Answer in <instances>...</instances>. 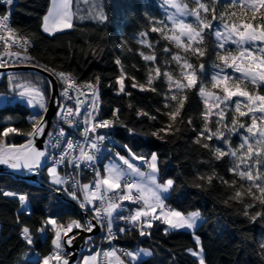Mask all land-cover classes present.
<instances>
[{
  "label": "trees",
  "instance_id": "1",
  "mask_svg": "<svg viewBox=\"0 0 264 264\" xmlns=\"http://www.w3.org/2000/svg\"><path fill=\"white\" fill-rule=\"evenodd\" d=\"M182 2L189 9L196 7L193 0ZM202 2L210 11L206 14L201 11V15L206 22L212 24V28L205 29L204 41L200 45L205 51L204 56L177 48L161 32L151 31L153 26H159L154 25L153 21H163L168 25V29L164 30L166 34L174 35L170 30L171 22L167 19L171 7L165 0H99L107 17L104 21L93 18L96 0H89L87 3L85 0H72L73 26L53 35H47L42 28L43 17L51 7L50 0H13L11 5L0 0V15L10 12L14 32L30 41L29 56L37 65L48 71L55 69L56 72H73L81 79L80 82L94 83L100 89L101 118L115 122L109 133L113 142L108 144L107 157L130 154L150 161L151 154L155 153L158 157V179L174 181L171 192L164 199L166 206L185 214L191 211L201 213L203 222L192 232L166 231L164 223L158 220L153 222L151 228L144 227L146 234L143 236L140 235V227L136 225L117 227L114 232L115 246L126 262L128 256L125 254L130 249L144 248L151 252V255L137 263L127 264H198V259L189 252L198 249L195 237L200 239L205 264H264V204L260 202L264 200V195L255 188L249 194V182L230 171L238 161L230 155L229 148L236 150L241 159H248L246 149H239L241 133L245 130L239 129L231 134L228 144L215 136L212 140H207V131L197 142L198 133L204 130L203 114L206 110L208 130L216 132L219 129L224 132L225 137L229 135L225 126L231 127L233 118L237 120V127L239 123H251V113L246 116L234 113L235 101H245L246 98L232 97L227 102L229 107L221 104L218 109H213L212 103H204L200 88L203 85L205 91L212 93L214 97L223 96V83L220 88H213L211 77L218 72L221 75L227 73L233 78L241 77L231 67L223 68V72L216 67L223 63L217 59V53L228 54L218 47L219 41L213 34L215 29L222 26L223 22L219 19L221 13L235 12L236 16L229 22L238 26L244 23L256 26L264 23V9L253 14L250 9L231 6L234 0ZM213 7L214 13L211 11ZM213 15L217 16L216 20H212ZM186 22L193 23V26L197 23L191 16L186 18ZM141 32L146 35L141 37ZM259 47H264V43L259 44ZM165 48L168 49L167 52L164 51ZM226 48L231 50V55L239 54L235 44L229 43ZM141 53L155 55L156 59L145 61ZM175 54L182 57L180 63L172 59ZM117 59L121 62L119 65L115 63ZM183 59H187L196 70V84L185 87L182 91L176 89L174 84L169 89L165 73H169L173 81L187 83L181 76L180 64ZM201 64L204 66L203 71L199 68ZM155 68L160 69L159 76L156 75ZM122 73L123 92L119 90L120 85L117 83ZM149 75L153 77L150 85L147 83ZM134 83L136 87H132ZM226 83L232 90H236L232 80ZM7 84L6 75L0 80V94L8 91ZM140 85H144L145 90H141ZM153 88L155 91L151 90ZM40 90L48 101L51 92L46 80L41 82ZM240 90L253 95H264V85L254 87L242 79ZM172 94L177 95L176 101L166 99V95L170 97ZM180 100H183V107L175 120H172L167 113L173 111ZM220 109L224 110L223 122L217 124L220 117L216 113ZM114 110H118V115H113ZM241 110L247 111L243 103ZM29 115L30 110L22 103H9L0 107V149L24 143L25 137L32 131ZM257 123H261L258 117ZM6 127L17 131L5 136L3 129ZM161 129L166 130L161 131L159 137L153 135ZM205 143L209 144L208 148L203 147ZM216 147L226 153L219 159L214 155ZM257 150V146L253 147L254 152ZM261 159L264 160V152L261 153ZM248 162L252 163L251 160ZM240 167L243 169L242 163ZM260 170L264 172V165ZM41 173L42 183L60 190L57 186L50 185L43 171ZM208 177L212 178L211 182ZM89 179L88 174L81 183L90 184ZM3 190H15L25 195L27 207L22 208L18 198L0 194V264H39L45 257L53 256L55 229L45 224L50 217L56 220L57 225L66 226L71 221L86 224L74 206L63 202L57 195L42 189L35 182L0 174V193ZM237 191L241 196L233 199ZM76 195L79 197L78 193ZM68 199L75 202L78 200H73L69 195ZM245 211L248 215H245ZM257 212L261 215L255 220L250 219ZM25 226L30 229L33 240L31 245L26 243L22 235V228ZM41 227L45 228L43 233L38 231ZM120 228L125 231L120 232ZM90 243H94L93 250L97 252L108 247L102 238ZM89 246L90 244L86 254ZM66 257L67 254L64 258Z\"/></svg>",
  "mask_w": 264,
  "mask_h": 264
},
{
  "label": "snow or ice",
  "instance_id": "2",
  "mask_svg": "<svg viewBox=\"0 0 264 264\" xmlns=\"http://www.w3.org/2000/svg\"><path fill=\"white\" fill-rule=\"evenodd\" d=\"M7 5H11L13 0H4ZM54 2L53 10H50L47 15L43 17L42 28L46 33L54 34L56 31H60L64 28H71L72 22L71 17L72 13L70 11L71 0H60L58 4ZM85 2H89V0H85ZM196 7L189 9L187 4L183 3L182 0H165V3L175 8L176 11L167 17L168 21L171 22V31L174 35L168 36L164 30L168 29V25L163 21H153L154 25L151 28L152 32H161L164 35L165 39H168L175 43L177 48H182L186 52H191L192 54H199V56H204L205 51L202 50L201 46L204 41V31L205 29L212 28L211 22H206L205 17L201 15V11L203 13H208L210 11L209 7L202 2V0H193ZM231 6H239L241 9H250L253 14L264 9V0H234V4ZM214 13V7L211 9ZM194 17L196 20V26H193V23L186 22V17ZM236 13H221L219 19L223 22L221 28H217L214 30L213 34L218 39L219 44L218 47L220 49H224L228 54L221 55L217 53V59L222 61V65H216L217 68L221 69L223 72V68L231 67L235 72L240 73L241 77L233 78L229 74L224 73L221 75L220 72L214 74L211 77L212 87L220 88L222 83V91L224 93L223 96L214 97L215 106L219 108L220 104H224L225 107H229V102L232 97H243L246 98L245 101L236 100L234 104V113L239 114V116H246L251 113L250 120L251 123L249 125H245L244 123H239L237 127V120L233 118L232 126H225L227 132L229 133L228 137H225L224 132H220L217 129L216 132H211L208 130L207 119H208V111L206 110L203 114V119L205 120L204 130L198 133L197 142H199V137L204 136L207 131L209 134L207 135V140H212L215 136L217 139L223 140L225 144L229 143L231 138V134L235 133L239 129H244L245 132L241 133V143L239 144V149H246L247 160L241 159V157L237 156V151L229 148L230 155L235 157L238 161L236 166L230 171L235 172L241 179L249 182V194H252V188H255L259 193L264 195V172H262L261 166L264 165V160L261 159V153L264 152V126L257 127V113H260L259 119L264 121V95H253L248 91L240 90V80L247 81V83L251 84L254 87H258L260 85H264V47L259 48L260 55H255V49L252 48L253 45L258 43H264V23L257 24L253 26L252 23H244L242 26H238L236 23H230L232 17H235ZM94 19L99 21L106 20V16L103 11V6L99 3V0H96L94 4ZM9 15L4 14L0 15V41H2L6 46L10 44H17L23 51V53H27L28 47L30 46V41L27 38L20 39H11L12 29L9 27ZM217 16L213 15L212 20H216ZM4 32L9 33L8 37L3 35ZM146 33L141 32L140 36L144 37ZM144 41L142 40L141 43ZM232 43L238 46V55H231V50L226 48V45ZM196 46L193 47L192 45ZM165 52L168 51L167 48L164 49ZM4 55L9 57V60L12 56H15L17 60L21 58L27 60L30 59L29 56L23 55L21 52H5ZM143 59L145 61H155V55H143ZM172 59L177 63H180L182 57L178 54L172 56ZM231 61V63L229 62ZM240 61V63H238ZM9 61H3L0 58V68H4ZM116 64H120V60L117 59L115 61ZM181 67V76L186 80L185 83H181L180 80L173 81L172 77L169 73H165L164 75L167 77V81L169 84V89L175 85L176 89L183 90L185 87H193L196 84L197 75L196 70L193 68L191 63H188L187 59H183V63L180 64ZM200 70L203 71V64L199 66ZM185 69H192V71H185ZM48 71L47 68H45ZM54 75L58 77V79L67 85L62 95L71 99L69 96V89H76L77 93L82 91L81 87L76 84L75 78L71 76V74H66L64 72H56L55 69L51 70ZM151 71V70H150ZM154 71L156 75H160V69L155 68ZM11 79V78H10ZM153 77L151 75L148 76L147 83L150 85L152 83ZM232 80L236 86V90H232L226 83L227 81ZM124 74L122 73L120 77L117 79V83L120 85L119 90L121 92L124 91ZM137 85L134 83L132 87H136ZM86 87L93 94V100L90 105L91 111L88 112V115L84 118V123L88 125L84 129L85 135L88 133H94L98 128H109L114 126L115 122L113 120L101 119L99 121L95 120L96 114H98V91L97 88L92 84H87ZM141 90L144 89V85H140ZM155 91V89H151ZM200 95L204 97V103L207 105L208 97H211L213 94L205 91V87L202 85L200 88ZM19 96L22 99H26L27 104L30 107L38 108L41 111L36 112L30 117L32 122V131L27 135L30 137L28 144L29 147L24 151H4L0 149V164L8 165L12 169L21 170L27 169L29 172H39L42 165L46 160V152L45 150L37 149L33 146V141L35 138L44 135V129L47 126V121L45 120V114L47 111L46 107V96L39 89H28L26 88L24 91L19 93ZM166 99H170L172 101L177 100V95L172 94L170 97L166 95ZM77 106L75 110L73 107L67 105H61L59 109V113L63 120H66L67 123L73 125L72 120H68L69 116L75 117L80 115V105L84 103L83 100H80L78 97L76 99ZM244 104V107L247 111L241 110V105ZM183 107V100L178 101V106L174 108L173 111L167 113L172 120H175L176 116L179 113V110ZM147 115L146 113H142ZM113 115H118V110H114ZM216 115L220 117L217 120V124H221L223 122L224 110L220 109ZM155 119V117H152ZM189 123L191 121L189 120ZM74 126V125H73ZM166 129L158 130L154 132L153 135L159 137V133L161 131H165ZM17 131L15 128H4L3 135L7 136L9 132ZM66 133L63 128L59 129L58 134L53 140V147L59 146L61 143L60 137L65 136ZM105 140V136L97 135L95 139L90 142V148L96 151H99L98 142H102ZM251 141V142H250ZM253 144L258 146L256 152L253 151ZM15 148V146H11ZM23 147V146H22ZM76 147L73 142H67V149L73 150ZM204 148H208L209 144H203ZM79 161L88 162L89 164L93 163L97 156L96 154L90 153L85 147H80ZM68 151H63L62 154L57 158L53 157L55 163L63 164L66 161V157L68 156ZM226 153L221 150L220 147H216L214 149V155L219 159L224 156ZM119 155V154H117ZM120 160L123 161V164L126 165L125 168H120L117 165H109L105 169L106 175L101 177L100 173H97V179L95 185L84 184L81 189L84 191L85 195L83 197V201L80 203L81 208H85L88 204H92L93 200H100L102 202V207H93V211L95 215L93 216V220L98 222L101 227H106L108 232L109 240L115 238L114 233L112 231L113 227V217L114 214H117L116 218L120 220H124L128 223L136 225L140 227V235H145L146 225L148 228H151V220L153 218L160 219V216H164L163 223L166 224L169 228L178 230V229H189L193 230L197 227L198 222L202 221V216L199 211H191L187 214L169 209L167 212H164V197L162 193L168 192L173 188L174 181L172 179H167L164 183H159L157 181V160L158 157L155 153H152L150 156V161L144 157H136L134 156L132 159L125 158L124 156L119 157ZM133 160H143L145 164H147L150 172L145 174L140 170V168L133 163ZM251 160L252 163L248 161ZM72 163H76L75 159L71 161ZM243 164V169H241L240 164ZM78 167L79 164H76ZM48 172L52 177L53 183L56 185L65 184L66 181L59 176L57 167L53 166L48 168ZM255 172V175H254ZM134 174L136 176H145L148 177V183L141 184L136 182H125L123 189L121 188V181L123 178L129 174ZM203 179V177H202ZM211 177H208V181L211 182ZM225 183H227L225 181ZM199 186V185H198ZM92 189L91 191H89ZM135 190L136 195H133ZM107 193H113L115 199L112 196H108ZM4 196H17V198L23 203L26 200L25 195H19L13 192H2L0 193ZM67 194L72 197L73 200H77L78 197L74 191H68ZM241 193L237 191L232 197L233 199H239ZM255 199H260L259 197H254ZM118 201H132L135 203H142L143 207L137 209L134 213L129 216L119 215L117 210L121 207V204ZM264 204V200L260 201ZM251 205H249L250 207ZM161 209V213L159 215H155L156 209ZM245 215H248L247 211H245ZM261 213L257 212L255 216H251L250 219L255 220L259 217ZM142 218H144L142 220ZM106 222V223H105ZM46 225L53 226L55 229V239H53L52 243L57 250L53 256L45 257L42 261V264H50V261L55 259L57 264H69V260L64 258V248L66 246H71L73 242L77 239L79 233L69 236V233L73 232V228L79 229L80 231L91 233L97 226L96 223L89 221L86 224H81L79 221H71L66 226L65 225H57V222L54 218H49L46 222ZM41 233L45 231L44 227L38 229ZM120 232H124V228L119 229ZM167 231V229H166ZM63 233V236H62ZM22 235L27 244L31 245L33 243L32 237L30 235V229L28 227L22 228ZM195 243L198 246V251L189 250L192 256L198 257V264H205L203 258V248L200 243L199 237H195ZM146 255H151V252L148 250H143ZM100 253H97L91 257H85L83 259V264H90V262H95L97 256ZM105 256H114L115 252H107L104 253ZM125 255L132 257L133 260L138 259L139 253L128 252ZM118 264H125L123 260L119 257H116Z\"/></svg>",
  "mask_w": 264,
  "mask_h": 264
},
{
  "label": "built area",
  "instance_id": "3",
  "mask_svg": "<svg viewBox=\"0 0 264 264\" xmlns=\"http://www.w3.org/2000/svg\"><path fill=\"white\" fill-rule=\"evenodd\" d=\"M5 14H8L9 17H10V12H7ZM12 18L10 17L9 19V27L12 29V36H11V39H20L21 37L17 34V32L15 33L14 29L12 28ZM3 35L5 37H8L9 36V33L7 32H4ZM21 52L22 53V56L23 55H27L29 56V49L27 50V53H23L22 49L17 45V44H10V45H5L2 41H0V58H2L3 61H9V63L4 67V68H10V67H36V68H40V69H43L45 70L43 67H41V65H37L34 60L30 57V59H23L21 58L20 60H17L15 56H12L11 59L9 60V57L4 55L5 52ZM46 71V70H45ZM47 73L51 74L53 79H55L57 82V86H58V90H60V95H61V105H67V106H70V107H73V109L75 110L76 106H77V103H76V99L77 97L80 99V100H83L84 103L82 105H80V115L79 116H75V117H72V116H69L68 117V120H72L73 121V125H70L69 123H67L66 120H63L61 118V115L60 113H58V116L56 118V120L54 121V124L52 126V129L49 130V136L48 138L46 139V142L47 143L45 145V147L47 148V150L49 149V147H51L53 145V140L54 138L56 137V135L58 134V131L59 129L63 128L66 135L63 136V137H60V141L61 143L59 144L58 147H51L52 149H54V156L55 157H59L63 151H68V156L66 157V161L65 163L63 164H59V163H55L54 162V159L52 157H50L49 155L47 156L46 154V160H45V165L47 164H54L56 165V167L62 169V168H65V166L69 167L70 169H76L78 173L82 174V178L89 174V177H90V180L92 183H94L95 185V182H96V179H97V173H100V176L103 175V172L100 170V167H102L103 164H105V160L107 158V153L108 151L107 150V147L108 145L107 144H110L111 142H113L111 136H110V132L112 131V129L114 128V126L112 127H109V128H98L96 130V132L94 133H88L87 135H85L84 133V129L86 127H88V125H86L84 123V118L88 115V112L91 111V103H92V100H93V94L91 91H89L86 87H84L85 85L87 84H91V83H87V82H80L79 79H75L76 81V84L78 86L81 87L82 91L80 93H77L76 89H69V96L72 97L71 99H69L68 97H65L62 95L63 91L65 90V88L67 87V85H65L64 83H62L58 77L56 75H54L52 73V71H47ZM66 74H70V73H66ZM72 76V74H71ZM94 87H96L94 85V83L92 84ZM97 88V91H98V114H96L95 116V120L99 121L103 118H101V113L100 111L102 110L101 109V101H102V98H100V92H99V88ZM59 108V107H58ZM60 109V108H59ZM107 120V119H106ZM97 135H103L105 136V140L102 141V142H98L99 144V151H96V150H93L90 148V142L95 139V137ZM68 141H71L74 143V145H76V147L73 149V150H68L67 149V142ZM83 146L85 147L87 150H89L90 153H95L96 156H97V159L89 164L88 162H81L79 161L78 157H79V154H80V147ZM75 159L76 163H72L71 161H73ZM76 164H79V166L77 167ZM36 173V172H35ZM64 177H65V174H64ZM63 177V178H64ZM65 179V178H64ZM66 179L68 182H70V178L69 176H66ZM126 182H136V183H139V181L134 178V177H131V176H127L126 178ZM73 184V187L75 186L76 187V181H73L72 182ZM125 183L121 184V188L123 189V186H124ZM108 196H112L113 199H115V196L113 193H107ZM133 195L135 196L136 193L133 192ZM120 204H121V207L117 210V213L119 215H123V216H129L130 214L134 213L137 209H139V207L141 206L142 203H135V202H132V201H118ZM95 205V207H102V202L100 200H97L93 203ZM143 205V204H142ZM164 205L166 206L165 202H164ZM167 207V206H166ZM165 207V208H166ZM141 208V207H140ZM168 209H170L169 207H167ZM87 209H90V211L92 210L90 205H88ZM117 214H114V217H113V227H112V231L113 233L115 232V229L117 227H120L121 225H132L131 223H128L124 220H120L118 218H116ZM90 219V218H89ZM106 223V222H105ZM100 226V224H99ZM100 234L101 236L103 237L102 240L103 241H106V240H109L108 238V232H107V228L106 227H101L100 226ZM115 237V235H114ZM108 246L106 249H103L101 248V250H99V253H100V257L101 259L99 260L100 261V264H109V259L110 257L108 256H105L104 253H107L109 252L112 248H117L115 246V242H114V238L109 240V243H107Z\"/></svg>",
  "mask_w": 264,
  "mask_h": 264
},
{
  "label": "rangeland",
  "instance_id": "4",
  "mask_svg": "<svg viewBox=\"0 0 264 264\" xmlns=\"http://www.w3.org/2000/svg\"><path fill=\"white\" fill-rule=\"evenodd\" d=\"M171 7V6H170ZM50 11V9L48 10V12ZM176 11V9L175 8H170V12H168V16L169 15H171V14H173L174 12ZM48 12H47V14H48ZM71 13H72V11H71ZM187 18V17H186ZM186 18H184V19H186ZM259 44H261V43H258V44H256V45H253L252 46V48L253 49H255V51H254V54L255 55H260V53H259ZM238 63H240V61H238ZM0 69H2V68H0ZM72 74V77H74L75 79H80V78H78V77H76V75L75 74H73V72L71 73ZM1 75L2 74H0V80H1V78H3V77H1ZM41 76V75H40ZM39 75H37V74H31V72H29V73H20V72H18V73H13V74H8L7 75V82H8V84H7V88H8V91L7 92H4L3 94H0V107H3V106H5V105H8L9 103H11V104H16V103H22V105H25L29 110H30V112H31V115H29V117H28V120L31 122V120H30V117L33 115V114H35L36 112H39V111H41L40 109H38V108H33V107H30L28 104H27V101H26V99H22L20 96H19V93L21 92V91H24L26 88H28V89H35V88H39L40 89V84H41V82H43L45 79L44 78H42V77H40ZM11 78V79H10ZM81 80V79H80ZM47 81V80H46ZM47 85H48V83H47ZM49 86V85H48ZM58 94H59V100H60V98H61V95H60V90H59V92H58ZM49 99L50 98H48V101H47V99H46V107H47V104L50 102L49 101ZM205 99V98H204ZM60 103H61V100H60ZM208 103H212L213 105H212V107H213V109H215V108H217L216 106H215V101H214V96H211V97H208ZM221 105V104H220ZM59 108H60V104H59ZM59 108H58V112H59ZM218 109V108H217ZM257 115V117L259 118V116H260V113H257L256 114ZM56 116V115H55ZM53 119H54V117H53ZM53 119H52V125L50 126V128H49V130H51L52 129V126H53V124H54V121H53ZM260 122L262 123H257V127H261V126H264V121H261L260 120ZM48 133H49V131H48ZM48 136L49 135H47L46 136V139L48 138ZM251 142V141H250ZM47 144V143H46ZM108 145V144H107ZM256 145L255 144H253V147H255ZM52 147V146H51ZM51 147H49V149L47 150V148L44 146V150H45V152H46V154H47V156L49 155L50 157H52V156H54V149H52ZM58 147V146H57ZM258 147V146H257ZM120 155H115L114 157H107V159L105 160V164H103L102 165V167H100V170L103 172V170H104V172H105V169L107 168V166H109V165H117V166H119L120 168H125L126 169V165H124L123 164V161L122 160H120ZM125 158H128V159H132L134 156H132V155H128V156H124ZM133 163H135L139 168H140V170L142 171V172H144L145 174H147V173H149L150 172V169L148 168V166H147V164H145L142 160H133L132 161ZM158 162V161H157ZM53 166H55L56 167V165H54V164H47L46 166H44V169L43 170H40V178H41V172L43 171V174L44 175H46V178H47V180H48V183L50 184V185H53L54 187H56L57 186V188H60V190H57L58 192H60V193H62L64 196H68L67 195V192L68 191H74L76 194L78 193L79 194V197H78V200H77V202H75V201H72V202H74L76 205H79L80 206V203L83 201V197H84V195H85V193H84V191L81 189V187L80 186H82L83 184L81 183L82 182V179L84 178V179H86L87 178V175H85L83 178L81 177L82 176V174H80V173H78L77 172V170L76 169H70L69 167H67V166H65V168H62V169H60V168H58L57 167V171H58V174H59V176L60 177H64L63 175L65 174V181H66V183L65 184H62V185H56V184H54L53 183V180H52V177H51V175L49 174V172H48V168H50V167H53ZM104 172H103V175H101V177H103V176H105L106 175V172H105V174H104ZM159 172V171H158ZM35 172H28V173H26L25 175H30V174H34ZM66 176H69V178H70V182H68L67 181V179H66ZM127 176H131V177H134V178H136L138 181H139V183H141V184H146V183H148V177H147V175H145V176H143V177H141V176H136V175H134V174H129V175H127ZM127 176H125L124 178H123V180L121 181V184H123V183H125L126 182V177ZM90 180V179H89ZM73 181H76L77 183V185H76V187L74 186L73 187ZM157 181L159 182V183H164L165 181H160L159 179H158V173H157ZM88 184V183H87ZM93 185L94 186V183H90L89 185ZM122 186V185H121ZM56 190V189H55ZM92 189H90L89 191H91ZM3 192H13V193H17V194H19V195H23V194H21V193H19V192H16L15 190H3ZM134 192H135V190H134ZM171 192V190H169L168 192H165V193H162V196L164 197V199L165 198H167L168 197V195H169V193ZM7 197H12V198H17V196H7ZM27 199V198H26ZM95 201H97V200H93V203L95 202ZM21 202V201H20ZM88 204V205H90V207H91V209H93V207H95V205L94 204ZM21 205H22V208H25V207H27V202H26V200L22 203L21 202ZM88 205L85 207V208H81L80 207V209L83 211V212H85L88 216L90 215V219L89 220H85V223H88L89 221H94L93 220V216L95 215V212L93 211V210H91L90 211V209H87V207H88ZM141 208L143 207V205L141 204V206H140ZM139 207V208H140ZM166 207V206H165ZM159 209V208H158ZM169 209L166 207V208H164V212H167ZM174 210V209H173ZM161 213V209H159V214ZM156 214V213H155ZM159 221H162L163 222V220H164V216L163 215H161L160 216V219H158ZM96 222V221H95ZM154 220L153 221H151V224L153 225L154 223ZM203 221H201V222H198V223H202ZM96 224H97V226H99V223L98 222H96ZM165 225V228L167 229V231H169V230H171V231H173L174 229H171V228H169L166 224H164ZM198 225V224H197ZM100 227V226H99ZM198 227V226H197ZM100 229V228H99ZM76 230V228H73V231H75ZM178 230H180V231H185L184 229H178ZM100 234V233H99ZM62 236H63V233H62ZM101 238H103L102 236H101V234H100V238L99 239H101ZM54 239H55V235H54ZM107 243H109V240H106V241H104V244L105 245H107ZM201 243V242H200ZM52 246H53V249H54V251L52 252L53 253V255H54V253L57 251L56 249H55V246L53 245V243H52ZM94 249V243H90V246H89V250H88V253L87 254H84L82 257H81V259H80V261H77V262H75L74 264H83V259L85 258V257H91V256H94V255H96L97 253H99V251L97 252L96 250H93ZM143 250H145L144 248L143 249H140V248H133V249H130V250H128V252H132V253H139V257H138V259H136V260H133L132 259V257H129L128 256V258H127V262H131V263H137L138 261H140V260H142V259H144V258H141V256H140V254L142 255V256H144V252H143ZM63 251H65V248H64V250ZM112 251H114L115 252V257L114 256H108V257H110V259H109V264H118V261L116 260V257H119L121 260H123L124 262H125V264H127V262L124 260V257L119 253V251H118V249L117 248H112L109 252H112ZM197 251H198V249H197ZM127 252V253H128ZM203 254V253H202ZM101 259V257H100V255L99 256H97V259H96V261L95 262H90V264H100V260ZM196 259H199L198 257H196ZM42 261H43V259L41 260V262H39V264H42ZM50 264H57V262L55 261V259H53L52 261H50Z\"/></svg>",
  "mask_w": 264,
  "mask_h": 264
},
{
  "label": "water",
  "instance_id": "5",
  "mask_svg": "<svg viewBox=\"0 0 264 264\" xmlns=\"http://www.w3.org/2000/svg\"><path fill=\"white\" fill-rule=\"evenodd\" d=\"M29 73L31 72L32 74H37V75H41L42 78H44L45 80H47V83L49 85V90H50V96H49V103L47 104V111L45 114V120L47 121V126L44 129V135L40 136L38 138H35L33 141V146L37 149H41L44 150V146L46 145V136L49 134V128L52 125V119L53 117H55V115L58 113V107H59V90H58V86H57V81L55 79H53L52 75L47 73V71L40 69V68H36V67H8V68H2L0 69V74L1 77L6 76L8 74H13V73ZM30 137L27 136L25 137V141L24 143L22 142L21 145H14L15 148H12L11 146H13L11 144V146H5V147H1V149L3 150H13V151H24L25 149H27L29 147L28 141H29ZM23 146V147H22ZM45 162L42 165L40 170L44 169ZM29 171L27 169H21V170H15L12 169L11 167H9L8 165H4V164H0V174L2 175H8L11 177H15L16 179H20V180H25L27 182H31L34 183L40 187H42V189H47V191L53 193L55 196L57 195L63 202L70 204L71 206H74L75 209L79 212V215L82 216V219L84 220H89L90 215L88 216L85 212H83L80 209L79 205H76L74 202H72L71 200L68 199V196H64L62 193L58 192L57 189H53L50 186H47L46 183H42L40 181V171L34 174H30V175H25L26 173H28ZM92 221V220H91ZM93 223H96L95 221H92ZM100 227L96 226V228L91 232V233H87V232H83L78 230L73 231L72 233H69L68 235H74L76 233H79V235L77 236V239L73 242V244L71 246H66L65 247V254H67L66 259L69 260V264H74L75 262H77L80 259V256H83L84 254H86V250L88 249V245L90 244V241L94 240V239H99V233H100Z\"/></svg>",
  "mask_w": 264,
  "mask_h": 264
},
{
  "label": "crops",
  "instance_id": "6",
  "mask_svg": "<svg viewBox=\"0 0 264 264\" xmlns=\"http://www.w3.org/2000/svg\"><path fill=\"white\" fill-rule=\"evenodd\" d=\"M60 2V0H55V3L56 4H58ZM50 5H51V7L49 8L50 10H53V8H54V2H53V0H50ZM71 6H73V4H72V0H71V4H70V11H72V9H71ZM71 22H73V15H72V17H71ZM66 30H69V28H64V29H62V30H60V32H63V31H66ZM44 33H46V32H44ZM55 33H59V31H56ZM54 33V34H55ZM47 35L48 34H50V35H53L52 33H46ZM103 172H104V170H103ZM104 174H105V172H104ZM155 215H159V209L157 208L156 209V214ZM144 218H142V220H143ZM154 220V222L156 221V220H158V219H155V218H153L151 221H153ZM159 221V220H158ZM160 222H162V221H160ZM201 222V221H200ZM163 223V222H162ZM200 225V223H198V225L197 226H199ZM144 227H147L146 225L144 226ZM196 229V228H195ZM195 229H193V230H195ZM185 230V229H184ZM193 230H189V229H186V231H190V232H192ZM140 256H141V258H146V257H148L149 255H146L145 253H144V256H142L141 254H140Z\"/></svg>",
  "mask_w": 264,
  "mask_h": 264
},
{
  "label": "bare ground",
  "instance_id": "7",
  "mask_svg": "<svg viewBox=\"0 0 264 264\" xmlns=\"http://www.w3.org/2000/svg\"><path fill=\"white\" fill-rule=\"evenodd\" d=\"M49 134H50V133H49ZM49 134H48V135H49ZM4 151H11V150H4ZM12 151H13V150H12ZM99 236H100V234H99Z\"/></svg>",
  "mask_w": 264,
  "mask_h": 264
}]
</instances>
